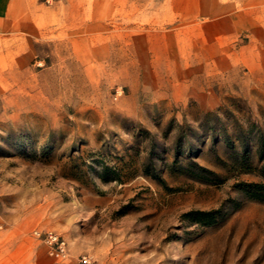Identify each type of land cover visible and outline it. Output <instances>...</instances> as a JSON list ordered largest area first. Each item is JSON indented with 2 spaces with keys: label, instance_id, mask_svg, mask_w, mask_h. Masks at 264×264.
I'll return each instance as SVG.
<instances>
[{
  "label": "rangeland",
  "instance_id": "374dc122",
  "mask_svg": "<svg viewBox=\"0 0 264 264\" xmlns=\"http://www.w3.org/2000/svg\"><path fill=\"white\" fill-rule=\"evenodd\" d=\"M253 183L264 0L0 2V264H264Z\"/></svg>",
  "mask_w": 264,
  "mask_h": 264
},
{
  "label": "built area",
  "instance_id": "2783aa9c",
  "mask_svg": "<svg viewBox=\"0 0 264 264\" xmlns=\"http://www.w3.org/2000/svg\"><path fill=\"white\" fill-rule=\"evenodd\" d=\"M32 233L46 245L47 251L51 256L59 260L67 258V242L59 233L48 228H35ZM78 264H91L90 257L88 255H81Z\"/></svg>",
  "mask_w": 264,
  "mask_h": 264
},
{
  "label": "trees",
  "instance_id": "16d2710c",
  "mask_svg": "<svg viewBox=\"0 0 264 264\" xmlns=\"http://www.w3.org/2000/svg\"><path fill=\"white\" fill-rule=\"evenodd\" d=\"M250 187L246 189V193L251 196V197H257L258 199H264V184L261 183H253L249 185ZM198 216H204V217H209L210 212L208 211H197L196 212ZM210 221H207L205 223H208Z\"/></svg>",
  "mask_w": 264,
  "mask_h": 264
},
{
  "label": "crops",
  "instance_id": "0c3cea01",
  "mask_svg": "<svg viewBox=\"0 0 264 264\" xmlns=\"http://www.w3.org/2000/svg\"><path fill=\"white\" fill-rule=\"evenodd\" d=\"M3 1V6H4V9H5V0H0V2ZM5 11V10H4ZM6 13V12H5ZM13 264H17L16 262H14Z\"/></svg>",
  "mask_w": 264,
  "mask_h": 264
}]
</instances>
